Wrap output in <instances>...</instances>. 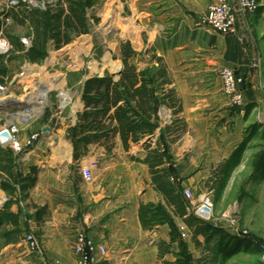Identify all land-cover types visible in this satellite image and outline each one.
I'll use <instances>...</instances> for the list:
<instances>
[{"label":"crops","instance_id":"obj_1","mask_svg":"<svg viewBox=\"0 0 264 264\" xmlns=\"http://www.w3.org/2000/svg\"><path fill=\"white\" fill-rule=\"evenodd\" d=\"M213 1L130 0L133 19L140 24L155 56L161 58L167 70L169 82L165 89H172L176 99L174 106H166L168 114L181 117L186 123V131L177 140L170 142L173 136H166L171 158L165 165L174 171L170 177L172 183L181 185L183 190L189 186L198 188L201 181L211 175V163L216 161V167L224 164L244 141V115L248 104L256 105L253 108L258 111L255 121H260L264 111L260 68L254 57L259 40L254 34L259 11L241 14L237 33L222 35L200 23ZM228 67L245 79L243 106L233 104L224 93L220 73ZM80 108V111L84 109L82 101ZM76 119L75 115L57 128L51 139L47 132L43 133L40 140L20 156V166L13 168V174L19 169L25 175L32 167H37V172L39 168L42 170L41 179L24 192V202L31 206L29 226L40 238L43 254L31 250L22 236L10 242L5 253L10 249L18 264H79L73 244L78 231H85L107 248L106 253L96 254V264L175 261L178 243L171 253L160 257L159 242L170 241L169 224L145 229L141 221L142 204H166L163 193L154 186L149 165L142 161L147 152L145 145L132 144L127 150L117 134L110 149L102 144H91L88 154L75 160L74 145L67 138L66 130ZM165 125L161 121V127ZM158 134L153 138V146L157 144ZM25 135L23 141L29 134ZM181 161L192 166L191 171H187ZM257 161L258 157L253 168L259 175ZM73 165L77 166V173L71 170ZM87 165H91L94 175L91 182L85 181L82 174V168ZM5 196L6 191L1 189L0 198ZM199 201L195 199L194 203ZM11 206V211L17 213L23 204ZM175 218L179 227L187 228L189 237L185 240L197 262L196 242L189 240L193 237L192 230L179 217ZM19 219L23 224L24 219ZM201 237H197L199 242H202ZM258 243L263 246L262 240Z\"/></svg>","mask_w":264,"mask_h":264},{"label":"trees","instance_id":"obj_2","mask_svg":"<svg viewBox=\"0 0 264 264\" xmlns=\"http://www.w3.org/2000/svg\"><path fill=\"white\" fill-rule=\"evenodd\" d=\"M101 1L56 0L42 9L19 0V4L0 11V17L6 16L5 20L0 18V31L7 33L17 50L25 52V58L34 63H41L48 55L49 44L61 49L69 45L74 36L90 33L88 13ZM10 16L13 17L14 22L6 27V19ZM98 20L97 17L96 21ZM14 24L29 28L30 47L25 49L21 37L12 32ZM121 57L123 66L118 77L114 73L106 72L85 79L82 85L84 109L76 114L75 123H71L66 130L67 138L74 145V159L81 160L86 156L91 144H102L110 149L117 134L120 135L122 144L127 150L132 144H140L145 140L144 148L147 151L145 158L137 159L149 165L154 186L163 193L166 204L162 202L142 204L141 221L145 229H154L162 223L169 224L170 241L159 242L161 258L171 253L176 243L179 246L177 259L175 261L164 259L163 264H196L195 257L189 250L188 242L182 237L181 228L175 217H179L192 230L195 240L201 235L206 242L215 241V250L222 256L228 258L239 252H262L260 244L255 240L233 235L225 228L215 226L188 210L189 202L184 196L182 186L172 183L170 177L174 171L170 166L165 165L171 158L170 142L180 138L186 128L177 118L171 125L161 127L159 114L161 106L176 104L173 90L165 89V84L169 82L167 70L164 66L156 71L153 70L154 68L140 69L139 63L142 57L130 41L122 45ZM158 60L161 61V58ZM6 73L0 64V74ZM255 106L252 103L245 107V119L250 116ZM178 111L179 109L177 113ZM247 125L244 141L233 151L231 158L222 164L224 186L235 168L240 165L252 139L264 126L260 121ZM158 132L157 144L153 146V138ZM167 135L173 136L170 142L167 140ZM257 163L259 175L264 176V150L259 153ZM15 166L16 161L12 157V152L0 148L1 169L11 178L14 177L19 183L20 190L26 192L37 182V167H32L27 175L20 170L14 175L12 171ZM1 187L8 192L15 191L10 182L3 181ZM10 206V203H5L0 210V229L9 221L16 227L19 225L18 214L11 212Z\"/></svg>","mask_w":264,"mask_h":264},{"label":"rangeland","instance_id":"obj_3","mask_svg":"<svg viewBox=\"0 0 264 264\" xmlns=\"http://www.w3.org/2000/svg\"><path fill=\"white\" fill-rule=\"evenodd\" d=\"M53 1L56 0H27L31 6L42 9ZM259 2L260 5L257 9L259 16L257 21L255 20L257 25L254 30L256 31L254 32V34L256 33L255 36L259 40L254 57L260 68L259 78L262 84L260 90L261 96L264 98V0H259ZM9 6L10 0H0L1 11L3 8H9ZM88 15L90 16V33L74 36L72 42L61 49H56L52 44H49L48 55L41 63H34L25 58V52L17 50L7 33L0 31L2 37L0 39H5L11 46L9 53H4L0 49V64L7 72L5 75L0 74V80L8 83L13 82L11 89L12 100L14 101L11 105L17 109L21 107L20 104H24V107L29 109L42 107L44 104L41 111H36L35 116L29 118L26 128L20 134L21 139L26 136L25 134L41 132L43 128L46 129L47 135L51 139V134L56 133L57 128L64 126V123L67 124V121L73 119L75 113L81 109L82 85L85 79L99 74L103 75L106 72L119 75L117 68L123 66L121 48L124 42L130 41L139 52L142 57L139 63L141 69L154 68L153 70L156 71L164 66L163 61L158 60L160 57L155 56L145 33L139 26L140 24L133 19L130 0H102ZM97 17L99 18L98 21H96ZM0 18L5 20L6 16ZM13 22L14 19L10 16L6 19V27ZM12 32L21 37L25 49L30 47L31 37L27 26L14 24ZM24 39H27L26 43L23 42ZM38 90H42L39 92L41 94L40 100H38L39 97L36 93ZM45 96L47 100L43 103ZM257 115L258 111L254 109L250 116L244 119L246 123L245 133H247V124L257 120ZM175 119L173 115L168 114L167 108L162 110L161 121L163 123L171 125ZM177 119L186 125L183 118ZM47 128L50 130L47 131ZM144 141L141 142L143 145L145 144ZM0 148L12 152L16 165L20 166L22 163L19 160L21 154L14 153L10 147L0 146ZM263 150L264 126L252 139L240 165L232 172L231 177L225 182V186L222 178L223 171L221 170L223 163H219L216 167L214 163L217 162L215 161L210 166L211 175L203 180L204 182L201 181L198 188L194 189L189 186L184 189L192 190L194 200H201L205 194H210L214 204L213 214L205 220L225 228L233 235H244L257 243L258 240H262L263 246H260L262 251L264 248V176L255 173L253 165L256 157ZM186 163L181 161V164L186 166L185 169L191 171L193 167L187 166ZM71 170L77 173V166L73 165ZM38 171L37 181L41 179V168ZM14 175H16V170ZM3 181L10 182L15 191L4 190L1 187ZM1 189L6 191L7 196L0 198L2 199L0 210L5 203H10V205L13 203L23 204L17 213H13L18 214V219L20 217L24 219V225L19 219L17 227L9 221L0 229V264H18L19 261L10 252V249L6 253L5 250L10 242H16L21 236L27 242V236L33 232V228L31 230L29 226L31 206L29 204L27 206L24 202L25 193L20 190L18 181H15L14 177L8 176L0 167V191ZM11 207L9 208L10 211L12 210ZM180 228L182 237L188 238L187 228L184 225ZM36 236L41 249L32 250L43 254L41 240L37 234ZM201 238L202 242L193 237L189 239L196 242L194 249L197 255L196 264H262V253L239 252L227 258L217 253L215 241L212 240L209 243L203 237Z\"/></svg>","mask_w":264,"mask_h":264},{"label":"built area","instance_id":"obj_4","mask_svg":"<svg viewBox=\"0 0 264 264\" xmlns=\"http://www.w3.org/2000/svg\"><path fill=\"white\" fill-rule=\"evenodd\" d=\"M27 2V0H22ZM19 0H10V6H15ZM259 0H214L205 13L200 18V23L208 26L210 29L216 32L227 35L235 34L238 31V19L241 14L255 13L259 8ZM9 6V7H10ZM0 38H2L0 36ZM24 43L27 39L23 40ZM0 49L4 53L11 51V46L5 39H0ZM221 77L224 83V93L227 97H230L232 102L237 106H243L245 103V97L243 95L244 85L246 84L243 76L239 75L234 68H224L221 71ZM12 83L0 80V146L10 147L14 153L24 154V152L37 143L46 129H42L41 132L32 133L27 136L23 142L20 138L22 130L27 126L30 117L35 116L36 111L30 114L27 108L13 107L12 100ZM166 106H161L159 114L162 115V110ZM78 113V112H77ZM75 113V115L77 114ZM74 115V116H75ZM6 131L9 135H4ZM82 174L85 181H91L94 177L92 174L91 165H87L82 168ZM174 180V179H172ZM184 196L189 202L188 210H191L201 219L210 218L213 211V198L210 194H205L204 197L198 203H194L193 192L191 189L184 190ZM208 208V210L205 209ZM74 246V252L78 257L79 264H96L97 252L105 253L106 246L98 244L90 235L85 231H78ZM183 235V234H182ZM28 247L32 250L41 249L40 243L34 232L27 236ZM262 264H264V248L262 251Z\"/></svg>","mask_w":264,"mask_h":264},{"label":"bare ground","instance_id":"obj_5","mask_svg":"<svg viewBox=\"0 0 264 264\" xmlns=\"http://www.w3.org/2000/svg\"><path fill=\"white\" fill-rule=\"evenodd\" d=\"M117 69L119 70L120 67H118ZM117 69H116V70H117ZM39 87H40V86H39ZM44 88H46V87H44ZM41 89H42V87H41ZM41 91H42V90H40V91L38 90V92L36 91L37 96L39 97L38 100H40V95H41V94H40L39 92H41ZM37 96H36V97H37ZM35 99H37V98H35ZM46 100H47V97L45 96L44 99H43V103H45ZM43 106H44V104H43ZM43 106H42V107H38V108H37V107H35V108H34V107L29 108L28 111L30 112V114H33L35 111H37V112H38V110L41 111L42 108H43Z\"/></svg>","mask_w":264,"mask_h":264},{"label":"water","instance_id":"obj_6","mask_svg":"<svg viewBox=\"0 0 264 264\" xmlns=\"http://www.w3.org/2000/svg\"><path fill=\"white\" fill-rule=\"evenodd\" d=\"M121 68L119 69V74L121 73ZM21 107L20 108H23L25 105L24 104H20ZM260 122L264 125V111L261 113V116H260ZM4 135H9V133H7L6 131L3 132ZM206 210H208L207 207H205Z\"/></svg>","mask_w":264,"mask_h":264}]
</instances>
